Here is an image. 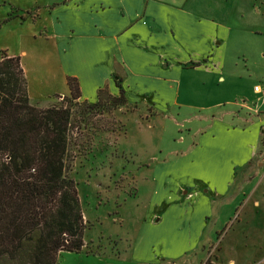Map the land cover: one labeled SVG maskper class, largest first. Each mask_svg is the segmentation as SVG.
<instances>
[{
  "label": "rangeland",
  "instance_id": "374dc122",
  "mask_svg": "<svg viewBox=\"0 0 264 264\" xmlns=\"http://www.w3.org/2000/svg\"><path fill=\"white\" fill-rule=\"evenodd\" d=\"M57 1L0 0V57L25 51L21 63L30 82L37 78L29 52L52 48L50 37L38 35L46 16L43 7ZM35 7L39 19L32 21L28 17ZM230 38L225 50L229 62L239 50ZM262 38L245 36L242 49L261 43L264 47ZM235 64L226 65L230 72L222 86L207 78L199 82L201 76H179L174 82L178 107L171 109L125 99L111 107L106 89L96 106L77 101L70 108L65 175L75 186L85 244L78 253L59 252L56 264H264V121L256 131L253 156L241 168L238 149L245 141L212 124L219 120L242 128L264 118V98L252 97L261 93L263 80L253 68L243 71L237 68L241 63ZM258 67L262 73L264 59ZM245 98V108L234 103L209 110L218 101L239 104ZM62 99L55 97L47 105L59 106ZM232 169L228 193L213 203L202 226L201 199H187V189L177 193V188L202 187L204 196L211 195L210 187L219 189ZM181 240L187 244L180 246ZM180 251L187 253L182 256Z\"/></svg>",
  "mask_w": 264,
  "mask_h": 264
},
{
  "label": "crops",
  "instance_id": "0c3cea01",
  "mask_svg": "<svg viewBox=\"0 0 264 264\" xmlns=\"http://www.w3.org/2000/svg\"><path fill=\"white\" fill-rule=\"evenodd\" d=\"M38 9L28 18L38 20ZM43 11L46 16L42 17V33L38 35L42 34L45 40L50 37L53 42L47 52H29L37 81L28 80L21 63L27 55L25 51L12 56L6 54L19 58L28 102L38 108L48 107L47 102L55 97H67V78H74L78 84L77 101L95 103L101 89L116 97L119 87L125 100L146 102L162 110L178 107L174 82L183 74L201 76L199 82L207 78L213 85L222 86L229 67L236 66L237 61L241 63L238 69L253 68L251 71L256 70L264 82V71L258 73L257 70L259 61L264 59L263 44L242 49L245 36L264 38L262 0H58L45 5ZM230 37L234 38L233 46L239 47L240 52L238 50L236 58L229 62L225 50ZM188 64L194 66L189 68ZM246 74L248 78L251 76ZM115 82H120V86ZM252 94L255 101H259L261 93ZM141 98L145 100L140 101ZM231 100L218 101L209 110L234 103L238 108H245L246 98L239 104ZM263 121L261 118L242 128H230L225 121L212 122L237 137L238 142L245 141L238 149L240 168L253 156L256 131ZM232 170L219 189L210 187L211 195L204 196L202 187L177 188V193H184L182 188L187 189V199H201L202 226L211 216L213 203L228 193L234 179ZM202 234L195 240L197 245L201 244ZM180 244L184 246L187 241L181 240ZM180 253L183 256L187 252ZM180 258L176 257L175 261Z\"/></svg>",
  "mask_w": 264,
  "mask_h": 264
},
{
  "label": "trees",
  "instance_id": "16d2710c",
  "mask_svg": "<svg viewBox=\"0 0 264 264\" xmlns=\"http://www.w3.org/2000/svg\"><path fill=\"white\" fill-rule=\"evenodd\" d=\"M66 87L63 104L32 106L19 58L0 57V264H56L59 252L84 248L85 224L65 175L70 108L80 94L74 78ZM108 98L111 107L124 103L119 87Z\"/></svg>",
  "mask_w": 264,
  "mask_h": 264
},
{
  "label": "built area",
  "instance_id": "2783aa9c",
  "mask_svg": "<svg viewBox=\"0 0 264 264\" xmlns=\"http://www.w3.org/2000/svg\"><path fill=\"white\" fill-rule=\"evenodd\" d=\"M261 97L264 98V86H262V89H261Z\"/></svg>",
  "mask_w": 264,
  "mask_h": 264
}]
</instances>
